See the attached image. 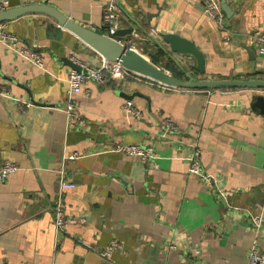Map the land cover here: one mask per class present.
I'll use <instances>...</instances> for the list:
<instances>
[{
	"label": "crops",
	"instance_id": "1",
	"mask_svg": "<svg viewBox=\"0 0 264 264\" xmlns=\"http://www.w3.org/2000/svg\"><path fill=\"white\" fill-rule=\"evenodd\" d=\"M108 2L9 0L8 8L45 3L104 33ZM226 2L234 14L220 27L202 0H117L121 28L134 29L122 40L182 77L184 61L150 42L158 33H178L204 51L206 72H194L196 79L264 73L256 42L264 30V0ZM35 17L4 23L42 53V68L0 42V87L9 92L0 96V161L20 167L0 181V264H247L256 238L252 215L264 214V114L253 107L254 95L264 91H191L142 76L90 82L89 92L76 95L82 122L70 126L61 108L72 63L98 66L102 56ZM16 98L34 106L23 113ZM128 99L142 116L126 113ZM168 118L176 129L164 136ZM194 142L228 201L188 172L185 156ZM123 144L150 146L157 158L142 162L116 150ZM74 152L84 156L63 168L75 183L64 191L66 214L75 222L58 233L52 211L58 171ZM257 238L264 252V228ZM112 240L119 248L110 258L101 256Z\"/></svg>",
	"mask_w": 264,
	"mask_h": 264
},
{
	"label": "built area",
	"instance_id": "2",
	"mask_svg": "<svg viewBox=\"0 0 264 264\" xmlns=\"http://www.w3.org/2000/svg\"><path fill=\"white\" fill-rule=\"evenodd\" d=\"M204 10L208 17L213 19L218 26H224L226 14L222 10L221 0H202ZM9 6V0H0V9H6ZM104 33L113 36L114 33L121 28L120 11L117 5V0H109L103 7L102 17ZM154 33H158L156 29H152ZM152 32V33H153ZM153 33V34H154ZM144 39H149L143 37ZM0 42L6 44L8 48L14 51L19 56L27 61L43 67L44 56L42 53L32 49L30 46L22 44L20 37L6 29L5 23H0ZM260 54L264 55V30L259 32L256 36ZM76 64L81 67V70L72 69L69 73L67 83V99L65 105L61 110L65 113L67 123L74 126L82 122L80 113V105L77 101L76 95L84 91L89 92L87 88L88 83L95 82L101 85L106 84L110 80L121 82L126 80L128 76H139L133 72H129L119 61H111L102 57L101 63L98 66H86L84 63L75 60ZM171 88V87H170ZM0 96H9V92L5 87H0ZM16 101L23 113H26L32 106V101L16 98ZM125 111L129 115L142 116V113L134 106L132 100H126ZM165 128L163 135L167 136L172 130L176 129L175 122L168 118L164 122ZM119 152L128 154L133 157L139 158L142 162H150L157 158L156 152L150 146L140 144H123L119 145L116 149ZM84 156V153L74 152L71 155L65 156L63 159L62 167L58 171L59 189L57 196L53 202V215L54 225L56 231L61 233L65 230L66 226L75 222V219L66 214L64 207V191L66 189L74 188L75 183L68 179L67 174L63 168L65 161L70 159H77ZM188 162V172L204 180L209 186L214 188L216 192L226 201H228V192L221 188L213 174L207 172L201 162V148L197 142L191 146L190 152L185 156ZM20 169L19 165L15 162L0 161V181H5L9 175L15 173ZM252 227L255 231V240L252 244L250 256L247 264H264V252L261 251L257 236L260 235L264 228V214L256 213L251 218ZM119 248L116 240H112L108 247L100 251L101 256L110 258L114 250Z\"/></svg>",
	"mask_w": 264,
	"mask_h": 264
},
{
	"label": "water",
	"instance_id": "3",
	"mask_svg": "<svg viewBox=\"0 0 264 264\" xmlns=\"http://www.w3.org/2000/svg\"><path fill=\"white\" fill-rule=\"evenodd\" d=\"M221 6L228 17L234 14V11L227 4L226 0H221ZM28 14L36 16L33 18L34 21L45 22L49 28L56 29L59 33H62V30H66L74 34L102 57L111 61H119L129 72H133L164 86L207 90L223 88H252L261 90L264 88V79L261 78L196 79L193 74L194 72L200 74H205L206 72V55L195 41L178 33L160 32L156 36L157 38H152L150 42H155L154 44H157L165 53L172 54L174 60H176L175 56L177 55L184 61V64L179 63V66L184 70V77L175 76L166 69L161 68L137 48L132 47L130 43L123 41L124 37L133 33L134 29L132 27L120 28L113 36H109L76 23L57 8L45 3L0 9V23L13 21ZM152 16V14H148V19H151ZM135 23L144 32L142 26L136 20ZM148 36L146 37L150 38ZM144 40L149 41V39ZM72 66L75 69L81 70V67L75 62L72 63ZM253 107L255 109L259 107V112L264 114V94L254 95Z\"/></svg>",
	"mask_w": 264,
	"mask_h": 264
},
{
	"label": "trees",
	"instance_id": "4",
	"mask_svg": "<svg viewBox=\"0 0 264 264\" xmlns=\"http://www.w3.org/2000/svg\"><path fill=\"white\" fill-rule=\"evenodd\" d=\"M155 59V57H153V60ZM175 76H178V77H182V75H179V73L177 74H174ZM248 78H261V79H264V73H261V74H254V75H251V76H248ZM241 79V78H240ZM184 90H197V89H192V88H182ZM224 90H242V89H250V88H223ZM252 89V88H251ZM252 90H256V89H252ZM262 91H264V88L261 89Z\"/></svg>",
	"mask_w": 264,
	"mask_h": 264
}]
</instances>
